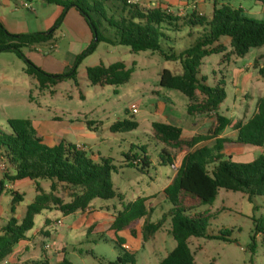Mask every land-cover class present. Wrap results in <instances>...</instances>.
I'll return each instance as SVG.
<instances>
[{"label":"rangeland","instance_id":"obj_1","mask_svg":"<svg viewBox=\"0 0 264 264\" xmlns=\"http://www.w3.org/2000/svg\"><path fill=\"white\" fill-rule=\"evenodd\" d=\"M213 1L139 0L138 4L160 3L185 16L194 5L198 11L210 13ZM231 4L242 7L247 17L264 20L262 3L235 0ZM0 21L13 33L52 32V43L23 48V56L12 51L0 52V131L9 127L11 118H29L36 125L45 123L59 131L66 141H78L97 161L112 158L111 179L122 197L96 199L89 211L68 215L58 209L43 210L35 216V225L27 233V239L18 244L5 263L44 258L55 263L66 253L75 264H111L119 255L127 253L134 254L135 264H158L176 245L170 234V219L149 240L143 238V225L146 221L158 222L171 208L162 189L169 178L175 177L176 167L188 148L172 149L163 144L154 137L152 123L161 120L156 113L159 101H172L170 106L175 108L179 125L187 127L194 123L196 116L187 113L188 98L178 90L159 84L163 69L179 74L183 72L182 65L165 60L159 53L133 52L127 46L106 43H100L79 61L78 56L92 43L91 29L75 8L62 16L60 7L44 0H0ZM170 34L177 38V43L168 44L177 50L187 47L191 41L186 29ZM217 44H221L222 51L203 59L200 74L207 77L209 84L224 86L227 98L221 106L223 114L237 120L245 113L244 119H247L255 112L258 99L264 97V73L260 71L264 65V46L236 56L229 38L223 37ZM26 59L48 73H73L74 69L76 73L55 86L41 88L36 77L27 73ZM118 61L132 68L129 81L121 85H94L88 80L89 67L109 66ZM124 119H135L139 126L130 132H112L111 126ZM71 125L75 126L73 130ZM184 140L189 139L184 137ZM164 148L170 150L176 167L159 157ZM143 151L153 160L147 172L127 165L125 158V154H143ZM229 154L237 162L251 161L264 155V145L238 144ZM0 180L5 186L10 183L1 168ZM39 184L46 191L51 190V181L40 180ZM13 190L23 194L24 200L12 213V196L4 188L0 197L1 225L11 216L22 219L37 193L35 183L29 180L8 189ZM79 191L59 184L56 193L69 202ZM138 197L147 198L148 215L140 219L137 237H131L126 231L116 233L111 227L114 216L123 204ZM199 209L214 215L208 225L209 234L229 232L230 235L229 240L191 237L190 247L197 264L213 260L217 264H264V239L256 233V220L264 217V195L250 199L240 191L221 188L212 205H202ZM95 213L102 216L92 222ZM118 240L124 249L119 247Z\"/></svg>","mask_w":264,"mask_h":264},{"label":"trees","instance_id":"obj_2","mask_svg":"<svg viewBox=\"0 0 264 264\" xmlns=\"http://www.w3.org/2000/svg\"><path fill=\"white\" fill-rule=\"evenodd\" d=\"M62 10V16L75 8L92 31V43L79 56L80 61L93 52L100 43L130 47L133 52L150 51L159 53L165 60L179 62L182 73L163 69L160 74L161 87L178 90L187 98V113L190 116H213L205 134L190 140L182 138V128L176 124L154 121V137L172 149L187 147L175 177L162 193L171 208L158 222L146 221L143 238L149 240L170 219V234L176 241L175 247L158 264H197L195 253L190 247V238H215L229 240V232L218 235L208 233V225L214 215L209 210H200L202 205H212L221 188L240 191L252 199L264 195V155L247 162H237L226 154L227 144L264 145V97H260L255 112L247 119L234 123L235 137H220L233 120L221 112L227 92L220 83L209 84L200 74L203 59L222 50L217 44L221 38L230 39L233 54L244 56L250 49L264 46V20L247 17L242 7L231 4L235 0H214L210 13L193 8L180 16L163 4L143 6L127 0H44ZM264 4V0H253ZM62 19V18H61ZM186 29L191 41L187 47L177 50L168 43L176 42L171 32L181 33ZM186 36V37H187ZM182 39V38H180ZM52 43V32L13 33L0 21V52L12 51L23 56V48ZM27 73L36 77L41 88L55 86L76 73L52 74L27 60ZM76 67V66H75ZM74 67V68H75ZM132 68L122 61L109 66L95 65L87 69L88 80L94 84L121 85L129 81ZM264 73V67L260 70ZM9 127L0 131V159L6 162L5 178L9 182L29 180L35 183L37 193L28 205L22 219L11 216L0 227V264L14 252L17 245L27 239V233L35 225V216L47 209H58L64 214L86 211L96 199L111 200L121 197L114 188L111 173L112 158L95 160L92 155L70 142L48 145L43 141L34 123L29 118H11ZM139 126L135 119L117 121L112 132H130ZM209 143L198 146L200 142ZM162 161L174 166L170 150L164 148L159 156ZM127 165L147 172L153 165L151 156L125 154ZM40 180L51 181V190L46 191ZM79 188L69 202L57 195L58 185ZM5 184L0 180V196ZM11 212L24 200L18 191L11 192ZM147 198L138 197L123 204L112 222L117 233L126 231L137 237L139 222L148 215ZM48 222V220H47ZM256 233L264 239V217L256 220ZM121 249L124 244L116 241ZM254 246V245H253ZM134 254L119 255L111 264H135ZM11 264H75L66 255L52 263L48 258L16 261ZM208 264H217L215 260Z\"/></svg>","mask_w":264,"mask_h":264},{"label":"crops","instance_id":"obj_3","mask_svg":"<svg viewBox=\"0 0 264 264\" xmlns=\"http://www.w3.org/2000/svg\"><path fill=\"white\" fill-rule=\"evenodd\" d=\"M93 37V36H92ZM264 65L261 67L263 68ZM170 100V99H169ZM172 103V101L170 102H162V101H159L158 102V107H157V110H156V113L160 116L161 118V122H165V123H171V124H176L178 126H180L182 128V138L184 139L185 138H188L189 140L191 138H193L194 136L196 135H199V134H205L213 120V116L210 115V116H203V115H197L194 119V123H192L191 125L187 126V127H183V125H179V122L177 123V117L175 116L174 112H175V108L170 106V104ZM244 114L239 116V118L237 120H233V123L232 125H230L229 127H227L224 132L220 135V137H235L236 134H237V131L234 127V123L237 122L238 120L244 118ZM181 124H182V121H180ZM34 123V122H33ZM153 124V123H152ZM34 126L36 127V129L38 130L39 134L43 137V141L48 144V145H56V144H59L61 142H70V141H66L65 137H63L62 133H60L59 131H56L55 129H52V128H49L47 127V125L44 123H38L37 125L34 123ZM75 128V126L71 125V129L73 130ZM70 143H74V144H77L79 145L80 143L77 141V142H70ZM209 143V141H204V142H200L198 145L201 146L202 145H205ZM237 145L238 144H227L226 145V154L232 149H236L237 148ZM229 146V147H228ZM229 152V153H230ZM228 153V154H229ZM186 154V152H185ZM184 154V155H185ZM184 157V156H183ZM177 165L174 164V167H176ZM179 166L176 167V169L178 168ZM172 180V178H169V183L170 181ZM25 181V180H24ZM22 181H18V182H10L7 184L6 187V193H10L8 191V189H13V187H15V185L17 183H20ZM32 182V181H31ZM168 185V184H167ZM166 185V186H167ZM165 188V187H164ZM163 188V189H164ZM162 189V191H163ZM16 191V190H15ZM2 196V195H1ZM0 196V197H1ZM17 210V209H16ZM90 208H88L86 211H89ZM94 218L92 219V222H95L96 220H98L102 215H99L97 216L96 213L92 215ZM97 216V217H96ZM115 217V216H114ZM113 222V221H112ZM1 225V224H0ZM3 225V224H2ZM1 227V226H0ZM120 232H125V231H120ZM131 236V235H130ZM132 237V236H131ZM133 238H136V237H133ZM18 246V245H17ZM62 258L58 259V261H60Z\"/></svg>","mask_w":264,"mask_h":264},{"label":"built area","instance_id":"obj_4","mask_svg":"<svg viewBox=\"0 0 264 264\" xmlns=\"http://www.w3.org/2000/svg\"><path fill=\"white\" fill-rule=\"evenodd\" d=\"M138 1L139 0H127V2H129V3H138ZM154 4H156V3H153L152 5H154ZM25 5H27V3L25 4ZM193 8H196V5H194L193 6ZM137 112V110L136 109H134L133 110V113H136ZM79 148H81V146L80 145H77ZM82 149V148H81ZM0 168L2 169V170H6V165H5V163H3V162H1L0 163ZM61 221L59 220V223H60Z\"/></svg>","mask_w":264,"mask_h":264}]
</instances>
